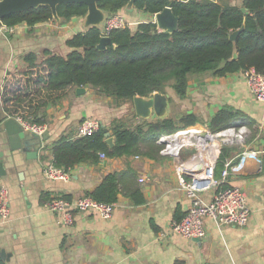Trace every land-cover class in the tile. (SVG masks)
Instances as JSON below:
<instances>
[{"label": "crops", "instance_id": "obj_1", "mask_svg": "<svg viewBox=\"0 0 264 264\" xmlns=\"http://www.w3.org/2000/svg\"><path fill=\"white\" fill-rule=\"evenodd\" d=\"M242 1L227 0L232 5H241ZM126 18L131 28L154 22V16L136 10L126 9ZM86 30L84 18L66 22L60 19L34 27L22 23L14 26L12 33L0 30V96L8 74L26 71L28 55H35L37 63L46 60V52L66 57L71 51L67 41ZM166 94L170 98L165 118L179 121L184 115L195 114L201 121L195 126L198 128L210 130L211 120L225 108L246 117L249 124L241 126L247 128L246 142L235 147L226 145L227 161L237 163L245 151H264V103L251 94L242 73L190 76L184 98L172 88ZM133 107V103L119 104L91 87L44 94L33 103L32 117L46 126L48 149L35 159L27 152L12 151L6 120L0 125V186L8 188L10 196V216L7 221L0 217V250L7 254L0 264H264V153L261 162L248 160L243 171L232 174L227 183L246 192L252 212L248 225L220 230L207 219L206 237L199 242L170 234L172 222L186 215L190 201L179 190L175 172L178 161L161 152L152 157L106 156L96 165L80 164L69 171L67 182L45 178L43 168L53 161V143L64 136L75 139L86 120L108 128L111 137L115 120L127 119L128 125L135 128L145 120L136 116ZM157 119L153 116L148 121ZM31 151H39V145ZM193 152L191 147L185 148L180 160ZM128 170L135 172L136 184L145 199L142 205H134L122 193L110 219L95 212L74 213L73 224L67 227L62 226L59 215L45 208L56 198L81 199L99 187L107 175ZM221 174H217L218 180ZM214 193L215 189L204 193V200L211 201Z\"/></svg>", "mask_w": 264, "mask_h": 264}, {"label": "trees", "instance_id": "obj_2", "mask_svg": "<svg viewBox=\"0 0 264 264\" xmlns=\"http://www.w3.org/2000/svg\"><path fill=\"white\" fill-rule=\"evenodd\" d=\"M128 2L103 0L98 2V7L110 14H126ZM167 7L179 18V31L174 34L160 32L154 22H143L136 28L114 30L110 38L115 48L99 50L101 29L91 28L67 41L71 51L66 57L46 52V60L37 63L35 55H28L26 71L10 73L5 79L0 96V125L9 117L26 116L43 125L32 117L33 103L46 93L61 94L68 88L91 87L123 104L133 103L137 96L166 94L168 88L184 98L189 77L207 72L224 77L255 69L264 75V0H243L241 5L219 0H137L133 10L155 16ZM242 8L247 9L246 14ZM87 13L85 4L58 7V16L64 22L84 18ZM51 21L55 20L50 7L41 6L12 14L0 24L14 27L26 23L34 27ZM242 28L232 41L231 35ZM235 53L237 59H233ZM126 120L118 119L111 125L113 148L106 143L103 126L91 136L62 137L52 146L54 165L66 171L80 164L96 165L100 153L109 158L152 157L162 149L157 143L161 135L201 122L197 115L188 114L179 121L172 118L142 121L132 128ZM246 123L242 113L225 108L211 120L209 128L219 132ZM141 145L148 150L143 151ZM226 152L227 148L223 147L216 177L224 168ZM122 193L134 205L145 203L135 172L131 170L107 175L87 196L100 204H115Z\"/></svg>", "mask_w": 264, "mask_h": 264}, {"label": "built area", "instance_id": "obj_3", "mask_svg": "<svg viewBox=\"0 0 264 264\" xmlns=\"http://www.w3.org/2000/svg\"><path fill=\"white\" fill-rule=\"evenodd\" d=\"M130 27L125 13H116L106 16L101 26V38L110 37L117 29ZM1 31L12 33L13 27L1 24ZM249 84L250 92L254 98L264 103V75L255 69L242 73ZM23 130L39 140L38 154H45L48 147L45 141L46 126L35 124L31 117H16ZM101 125L94 120L84 121L78 128L76 138L91 136L99 131ZM246 127H229L219 132L188 127L173 134H163L157 143L162 146L161 154L176 159L175 172L178 177L179 190L183 191L190 201L186 215L171 224L170 234H177L189 239H203L206 237V220L214 222L218 229L226 227L244 228L251 218V208L248 197L243 188L227 185L232 174L243 171L248 160L261 162L264 151L249 150L242 153L237 163L225 160L221 180L216 177V167L221 160L222 148L229 142L243 143ZM183 133V134H181ZM191 147L194 152L186 159L180 160L182 150ZM102 160L106 159L100 153ZM46 179L51 181L70 180V172L56 167L53 161L47 162L43 168ZM143 181V180H142ZM211 201L207 202L203 194L214 190ZM45 208L61 217L62 226L73 224L74 213L95 212L103 219H110L116 209L115 204H100L90 196H84L76 201L56 198L49 201ZM10 216L9 190L0 186V217L7 221ZM165 236V233L162 234Z\"/></svg>", "mask_w": 264, "mask_h": 264}, {"label": "water", "instance_id": "obj_4", "mask_svg": "<svg viewBox=\"0 0 264 264\" xmlns=\"http://www.w3.org/2000/svg\"><path fill=\"white\" fill-rule=\"evenodd\" d=\"M103 0H0V22L6 17L16 14L23 13L31 9H37L41 6L50 7L54 20L59 21L58 7L63 4H85L88 8V13L84 17V25L86 29L101 28L105 21L106 16L110 15L98 7V2ZM137 0H129L127 10L132 11L134 4ZM244 14L247 13L246 8H242ZM154 23L157 25V29L160 32H167L174 34L179 31V18L174 14L172 8L167 7L162 12L154 16ZM244 28L234 32L231 35V40L235 41L238 35L243 31ZM109 48H115V45L110 37L101 38L97 48L99 50H105ZM237 53L234 54L233 59H237ZM79 91H83L79 89ZM170 96L168 94L155 93L149 97H135L133 99V112L139 119L148 121L153 116L158 119H163L167 115L168 102ZM5 128L9 135L10 146L12 151H23L27 152L29 158H37L38 151L32 152L31 148L37 146L40 140L33 135L26 133L20 124L14 119L10 118L5 121ZM106 136V143L110 148L114 147V138L108 128L103 127ZM47 132L45 133V139ZM199 242L201 239H194ZM7 254L4 250H0V259L5 260Z\"/></svg>", "mask_w": 264, "mask_h": 264}, {"label": "rangeland", "instance_id": "obj_5", "mask_svg": "<svg viewBox=\"0 0 264 264\" xmlns=\"http://www.w3.org/2000/svg\"><path fill=\"white\" fill-rule=\"evenodd\" d=\"M221 3H223V2H226L227 0H224V1H221V0H219ZM124 11H126V9L124 10ZM134 28V27H133ZM244 142H246V137L244 138ZM243 142V143H244ZM227 146L228 145H230V146H233V147H235V146H239V145H241V143H239V142H236V141H234V142H229L228 144H226ZM225 145V146H226ZM224 146V147H225Z\"/></svg>", "mask_w": 264, "mask_h": 264}, {"label": "bare ground", "instance_id": "obj_6", "mask_svg": "<svg viewBox=\"0 0 264 264\" xmlns=\"http://www.w3.org/2000/svg\"><path fill=\"white\" fill-rule=\"evenodd\" d=\"M181 134H183V133H181Z\"/></svg>", "mask_w": 264, "mask_h": 264}]
</instances>
